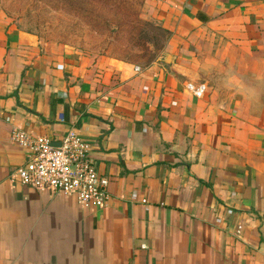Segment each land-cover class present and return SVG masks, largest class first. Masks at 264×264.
Segmentation results:
<instances>
[{
	"label": "crops",
	"instance_id": "crops-1",
	"mask_svg": "<svg viewBox=\"0 0 264 264\" xmlns=\"http://www.w3.org/2000/svg\"><path fill=\"white\" fill-rule=\"evenodd\" d=\"M142 12L167 32L146 66L43 44L0 14V264H264V117L250 104L264 0ZM15 128L55 144L76 130L110 180L107 208L11 181Z\"/></svg>",
	"mask_w": 264,
	"mask_h": 264
},
{
	"label": "rangeland",
	"instance_id": "rangeland-1",
	"mask_svg": "<svg viewBox=\"0 0 264 264\" xmlns=\"http://www.w3.org/2000/svg\"><path fill=\"white\" fill-rule=\"evenodd\" d=\"M59 0H0V14L12 25L36 35L47 45H68L77 50L92 53L107 54L112 58L126 61L138 66H146L149 62L146 58L155 56V61L162 53V47L167 40L166 34H162L153 21H146L142 17V8L145 0H117L113 5H105L97 0L84 1L85 11L90 17L98 15L109 29L99 33V29L91 27L89 20L83 17H74L71 14L59 10L56 3ZM84 4V3H83ZM86 6V7H85ZM87 8V10H86ZM126 15L130 26L137 28L135 31H144L141 38L149 42V51H141L132 43L131 35L122 37L118 32H124L127 28ZM150 23V27H144L141 23ZM116 32V33H115ZM153 40V41H152ZM152 41V42H150ZM146 47V48H147ZM144 48V49H146ZM127 52L133 57L123 54ZM255 96H252L250 104L253 114L264 117V80L255 83Z\"/></svg>",
	"mask_w": 264,
	"mask_h": 264
},
{
	"label": "built area",
	"instance_id": "built-area-1",
	"mask_svg": "<svg viewBox=\"0 0 264 264\" xmlns=\"http://www.w3.org/2000/svg\"><path fill=\"white\" fill-rule=\"evenodd\" d=\"M57 69L62 67L57 66ZM135 71L138 72L139 68ZM186 90L195 98H202L206 86L187 83ZM89 123L98 125L93 119ZM11 141L25 151V161L11 173V181L36 191L73 198L83 210L107 208L111 198L110 180L97 168L91 157L90 144L76 130L69 129L58 146L47 138L35 137L20 128L12 130ZM140 203L147 206L148 201L142 198ZM224 211L225 214L232 213L228 209ZM216 221L220 224L222 216L218 215Z\"/></svg>",
	"mask_w": 264,
	"mask_h": 264
},
{
	"label": "trees",
	"instance_id": "trees-1",
	"mask_svg": "<svg viewBox=\"0 0 264 264\" xmlns=\"http://www.w3.org/2000/svg\"><path fill=\"white\" fill-rule=\"evenodd\" d=\"M86 0H59L57 3H56V6H58L59 8L57 9H61L69 14H71L72 16L74 17H83L84 19H88L89 20V25H91V27H94L96 29H99V33H103V31H106L109 29V26L107 25V23L103 20H99L98 19V15H95V16H89L91 14H87L86 11H85V14L83 13V6L85 5V2ZM87 1H90V0H87ZM113 1H117V0H97V2H101L105 5H113ZM84 3V4H83ZM114 6V5H113ZM86 7V6H85ZM115 8L117 7L116 5L114 6ZM87 10V8H86ZM121 17H126L127 20L125 21V24L127 25V28L125 29L124 32H118L119 34H122V37L124 36H128V35H131L133 36L132 37V43L138 47L141 51H149V47H147V44H149V42H147L146 40L142 39L141 38V33H145L144 31L140 30V31H135V28L130 26V22H129V18L128 16L126 15H122ZM142 21H139L137 22L138 23H141ZM142 25L144 27H147L149 26L150 27V23H147V22H142ZM156 30H158L159 32H161L162 34H166L167 32L162 28V27H157L155 28ZM116 33V32H115ZM167 35V34H166ZM153 41V40H152ZM150 41V42H152ZM147 47V48H146ZM146 48V49H144ZM123 54L125 55H128V57H133L131 56V54L127 53V52H123ZM155 59V56H153L152 58L149 57V58H146V61L151 63L153 62V60Z\"/></svg>",
	"mask_w": 264,
	"mask_h": 264
},
{
	"label": "water",
	"instance_id": "water-1",
	"mask_svg": "<svg viewBox=\"0 0 264 264\" xmlns=\"http://www.w3.org/2000/svg\"><path fill=\"white\" fill-rule=\"evenodd\" d=\"M53 145H56V146H58V144H53Z\"/></svg>",
	"mask_w": 264,
	"mask_h": 264
}]
</instances>
